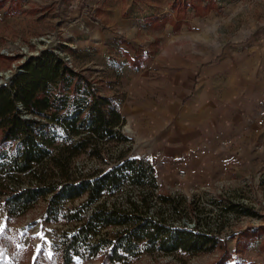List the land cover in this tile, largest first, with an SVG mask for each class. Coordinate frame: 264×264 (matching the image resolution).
<instances>
[{
    "label": "rangeland",
    "instance_id": "1",
    "mask_svg": "<svg viewBox=\"0 0 264 264\" xmlns=\"http://www.w3.org/2000/svg\"><path fill=\"white\" fill-rule=\"evenodd\" d=\"M107 2L0 0V84L7 83L29 56L52 48L94 89L114 100L119 111L147 88L150 93L140 97L150 95L151 104L144 110L120 111V131L127 141L113 145L104 163L86 155L76 161L107 170L125 153L126 158L149 163L154 188L148 181L138 185L125 179L119 190L104 196L106 205L131 210L134 201L139 211L146 205L154 217L162 211L171 228L195 223V231L211 234L216 245L190 256L150 252L138 244L139 252L127 262H112L102 252L89 255L82 249L71 264H264V0H137L141 6L126 12L142 16L133 37L95 41L97 28L108 29L105 7L115 5ZM156 14L159 17H153ZM151 16L156 21L149 24ZM182 19L188 22L181 25ZM227 80L239 91V124L229 136L234 149H221V140L210 152L215 159L211 169L194 156L159 157L158 142L176 152L169 142L178 136L174 122L184 112L192 122L193 142L199 144L193 154L207 155L201 144L212 140L214 109V137L218 141L223 136L221 105L208 97L221 95ZM161 193L174 197L176 207L162 202ZM45 207V200H39L22 215L10 217L0 197V264H62V236L71 233L75 223L47 221ZM90 209L85 208V214ZM121 228L113 225L100 233L108 238Z\"/></svg>",
    "mask_w": 264,
    "mask_h": 264
},
{
    "label": "trees",
    "instance_id": "2",
    "mask_svg": "<svg viewBox=\"0 0 264 264\" xmlns=\"http://www.w3.org/2000/svg\"><path fill=\"white\" fill-rule=\"evenodd\" d=\"M20 68L10 83L0 84V197L7 216H20L45 200L47 221L75 223V229L62 236V264H71L82 249L89 255L102 252L112 262H127L139 252L138 244L150 252L190 256L215 247L212 235L171 228L162 211L154 217L146 205L139 211L134 201L131 210L106 205L104 196L119 190L125 179L155 186L150 164L126 158L125 153L107 170L76 161L86 155L104 163L113 145L127 141L120 131L124 119L118 104L94 89L55 49L29 56ZM159 198L176 207L174 197L161 193ZM87 207L91 209L85 214ZM113 225L122 228L104 238L100 231Z\"/></svg>",
    "mask_w": 264,
    "mask_h": 264
},
{
    "label": "crops",
    "instance_id": "3",
    "mask_svg": "<svg viewBox=\"0 0 264 264\" xmlns=\"http://www.w3.org/2000/svg\"><path fill=\"white\" fill-rule=\"evenodd\" d=\"M108 2L110 3L109 6L112 4L115 5L113 7L112 6L105 7L104 19L106 21V25L108 29H104L101 31L99 28H97L96 32L94 31L95 32L94 37H93L94 40L95 41H105L108 38H115L116 36H121L123 38L124 35L126 37H131V36L133 37L134 34L136 33L138 23L142 16L137 13L132 14L133 11H130L129 15H127L126 12L129 9H132L134 7L137 8V6L138 7L141 6L139 2H137V0H108ZM165 11H168V10L165 9L164 12ZM159 14H156L153 17L155 18L159 17ZM153 17L151 16L152 20L148 21L149 24H151L153 21H156V20H153L155 19ZM185 22H188V20L182 19L181 25H185L186 24ZM117 30L121 31L122 34L120 35L116 34ZM211 75L212 76L210 78H214L213 74ZM211 82L215 83L216 81L213 82L212 80ZM233 84L231 83L230 80L224 81L223 87L221 88L222 94L221 95L214 94L212 98L208 97L209 100L216 101L218 104L221 105V107L218 108L222 113V120L220 121V124H219L220 125L219 134H222L223 136L218 141L214 137L216 133V130H215L216 118H213L214 111H215L214 109L212 110L213 111L212 120H210L213 130L209 131V134H211L212 136L211 137L212 140L207 142L205 145L204 143L201 144L203 146V149L207 150L208 152L205 157L198 155V154H193L197 145L199 146V144L198 142H193V139H192L193 126H192V122L190 121L191 119L186 114V112H184L183 118H179L175 120L174 125H175V128L177 129L178 136H176L175 138L172 139V141L169 142V143L171 142L174 143L173 150H175L176 152L171 153V151L167 148L166 143L162 141V142H158L157 151H155V153L159 157H162L164 155H169V156H173L175 158H180V159L193 158L194 156V158L196 159H204L205 162H207L208 164L207 169L208 167L209 169H211L212 164L215 159H212V158L210 159V152L215 150V146L221 140H222L220 143L221 149H227L228 151L233 150L234 149L233 145H231L233 138L229 136L230 135L232 136L234 133V130L238 128V124H239L238 123V119H239L238 113H239V107H240L239 91L234 87ZM141 91L142 93H138L139 98L132 96V99L128 101L129 105H124L125 107L121 106L120 111L122 112V110L124 109L125 110L129 109V110L135 111L136 113V111H140V107H141V110H144V106L151 104L150 102L147 101L151 99V97H149L150 95L148 96V98H145V99L144 98L141 99L140 97L141 94L144 95L145 93H150V92H147L148 89L146 88ZM156 102L159 103V98L157 99ZM193 125L196 126L199 124L198 122H196ZM222 142H225L228 145H222L223 144ZM213 170H215V168L212 169L211 171ZM190 171H193V170L190 169Z\"/></svg>",
    "mask_w": 264,
    "mask_h": 264
},
{
    "label": "built area",
    "instance_id": "4",
    "mask_svg": "<svg viewBox=\"0 0 264 264\" xmlns=\"http://www.w3.org/2000/svg\"><path fill=\"white\" fill-rule=\"evenodd\" d=\"M21 71V68L19 67L16 71H15V73L13 74V75H10V77H9V79H8V82L7 83H5V84H8V83H10L11 82V79H12V77L15 75V74H17L18 72H20ZM195 226H197V225H195V223H193V226L192 227H190V228H187V229H190V230H198ZM206 234H208V235H211V234H209V233H206Z\"/></svg>",
    "mask_w": 264,
    "mask_h": 264
},
{
    "label": "water",
    "instance_id": "5",
    "mask_svg": "<svg viewBox=\"0 0 264 264\" xmlns=\"http://www.w3.org/2000/svg\"><path fill=\"white\" fill-rule=\"evenodd\" d=\"M19 109L21 108L20 104L18 105ZM29 116L25 115L24 118H28Z\"/></svg>",
    "mask_w": 264,
    "mask_h": 264
},
{
    "label": "bare ground",
    "instance_id": "6",
    "mask_svg": "<svg viewBox=\"0 0 264 264\" xmlns=\"http://www.w3.org/2000/svg\"><path fill=\"white\" fill-rule=\"evenodd\" d=\"M9 75H7V77H8Z\"/></svg>",
    "mask_w": 264,
    "mask_h": 264
}]
</instances>
